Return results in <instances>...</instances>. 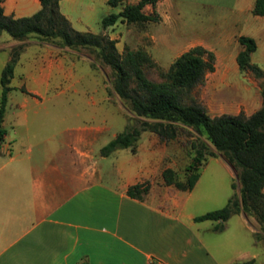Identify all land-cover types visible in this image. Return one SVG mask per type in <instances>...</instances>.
Returning <instances> with one entry per match:
<instances>
[{
	"label": "crops",
	"instance_id": "obj_1",
	"mask_svg": "<svg viewBox=\"0 0 264 264\" xmlns=\"http://www.w3.org/2000/svg\"><path fill=\"white\" fill-rule=\"evenodd\" d=\"M137 1L122 0L116 11ZM173 1L229 8L242 17L245 31L220 38V49L215 48L220 59L206 71L208 81L213 77L221 87L239 74L245 77L236 60L242 48L240 34L252 36L264 56V15L252 12L255 0H157L143 10L167 15ZM1 3L4 13L13 16L30 15L41 7L40 0ZM112 8L108 0H59L60 11L75 29L115 38L112 29L117 22L100 30L89 27L90 22L101 23ZM4 32L0 75L12 48L18 44L22 48L10 80L3 121L6 133L0 146V264L255 263L258 252L253 247H264V239L255 237L257 220L240 211L233 214L234 227L229 226L232 215L220 231L213 229L216 221L195 220L200 213L192 209L197 199L191 191L202 171L192 189L164 184L162 169L173 167L165 160L164 142L161 147L160 140H148L145 146L139 142L136 151L121 147L108 155L101 153L109 141L102 140L106 120L79 122V111L72 106L73 98H83L94 110L103 111L111 100L106 68L86 48L34 38L18 40ZM200 39H193L190 47L202 45ZM254 77L251 84L238 87L245 104L254 107L248 111L247 105L238 106L217 115H249L261 106ZM64 116L76 122L62 126ZM143 181L151 184L142 198L127 193L130 185Z\"/></svg>",
	"mask_w": 264,
	"mask_h": 264
},
{
	"label": "trees",
	"instance_id": "obj_2",
	"mask_svg": "<svg viewBox=\"0 0 264 264\" xmlns=\"http://www.w3.org/2000/svg\"><path fill=\"white\" fill-rule=\"evenodd\" d=\"M0 0V35L7 32L13 38L22 40L36 36L42 40L57 42L72 48H87L95 52V58L108 65L114 75L112 88L137 116L138 123L127 126L104 144L100 151L108 155L121 147L136 151L142 131L149 130L161 137L173 138L178 125L192 127L205 134L207 139L221 152L236 169L238 188L228 197L226 203L218 208L197 214V221L210 219L216 221L215 230H222L226 220L240 211L252 215L264 230V87H261L262 104L251 114L221 113L211 116L206 107L197 102H185L183 97L195 85L202 82L205 73L214 68V53L202 45H194L177 55L165 73V79L156 81L147 77L143 61L148 58L145 50L127 49L120 52L116 39L104 32L75 29L70 20L60 11L59 0H40L41 7L30 15L13 16L5 14ZM157 0H138L124 3L118 11H112L101 19L102 28L122 19L127 22L157 20L160 16L146 13L145 4L154 5ZM118 6L122 0H108ZM254 14L264 15V0H255ZM242 45L236 60L242 71H251L254 76L264 78V69L251 61V53L257 48L256 40L247 34L238 35ZM22 45L11 50V57L5 63L0 75V146L6 129L4 115L10 80ZM214 154V151H210ZM204 152L196 150L192 160L185 166L184 178L173 167L166 166L161 171L164 184H173L180 189H192L197 181ZM149 189L148 181L130 185L127 193L142 198ZM256 238H263L258 231ZM251 260L234 261L228 264H250ZM79 264H91L82 261Z\"/></svg>",
	"mask_w": 264,
	"mask_h": 264
},
{
	"label": "rangeland",
	"instance_id": "obj_3",
	"mask_svg": "<svg viewBox=\"0 0 264 264\" xmlns=\"http://www.w3.org/2000/svg\"><path fill=\"white\" fill-rule=\"evenodd\" d=\"M116 9L117 7L114 6L112 11H116ZM166 11L168 16L162 15L157 20L127 22L119 19L112 29L120 52L138 48L146 51L148 58L143 61L145 73L147 77L156 81L165 79L170 61L180 51L189 48L193 39L201 38L202 45L207 47V50L211 49L210 51L215 52L214 62H216L220 59L219 52L215 49L216 46H219L218 49H220V38L234 31H245L240 22L242 17L237 16L236 12L229 8L198 6L189 2L173 1ZM148 12L151 11L148 10ZM89 27L92 30H100L101 23H94L93 21L90 22ZM4 33L7 34V32ZM27 38L39 39L34 35ZM86 51L92 54L96 62L106 68L111 100L105 102L103 111L101 109L94 110L92 105L86 103L83 98H73L72 106L73 109L79 111V122L87 119L99 122L103 121L104 118L108 128L102 140H110L115 133L124 130L129 125L138 123V118L131 111L128 104L113 90L111 81L114 73L112 69L96 59L94 51L87 48ZM261 51L262 48L260 47L253 51L251 61L264 68V56ZM154 56L159 58L161 64L156 61ZM240 71L243 75L245 74V77L243 78L239 74L227 86V83L222 82L221 87H219L213 77L209 81L210 75L205 77L206 79L204 78L202 82L195 85L184 95V101H197L203 104L211 116L217 115L220 111L236 109L238 106L241 108L246 107V98L240 94L238 87L251 84L250 77L254 74L251 71ZM255 80L261 90V87H264V78L258 79L256 77ZM255 82L252 84L257 88ZM222 92L227 93V96L221 97V95H218ZM250 98L252 103L253 94ZM247 107L250 111L254 107V103L250 106L247 105ZM61 121L62 126L66 123L76 122L75 118L71 120L69 117L65 118V116ZM148 140H160L161 147L163 142L165 143L167 147L165 160L173 164L181 178H184L185 166L192 160L196 150L200 149L204 152L203 161L199 167L202 175L191 191L192 196L198 200L192 204V209L196 213L223 206L234 190H238V188L234 189L232 187V182H237L236 169L221 152L216 150L205 134L197 132L192 127L178 125L176 135L173 138L161 137L149 130L142 131L138 143L142 142L145 146ZM210 151L215 153L210 154ZM128 152H131V150ZM142 152L145 154V150H142ZM148 184L150 185L151 182H148ZM235 218L236 215H233L229 220L230 228L234 227L233 220ZM258 232L262 234L264 239V230L259 227ZM253 249L258 252L254 264H264V247L255 245Z\"/></svg>",
	"mask_w": 264,
	"mask_h": 264
}]
</instances>
